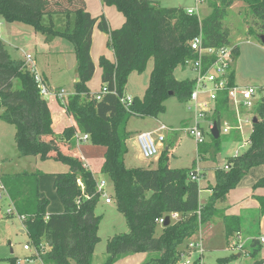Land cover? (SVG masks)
Wrapping results in <instances>:
<instances>
[{"label": "trees", "instance_id": "1", "mask_svg": "<svg viewBox=\"0 0 264 264\" xmlns=\"http://www.w3.org/2000/svg\"><path fill=\"white\" fill-rule=\"evenodd\" d=\"M26 1L27 12L2 11L0 17L6 23H21L46 37L64 38L73 44L80 82L75 84L76 93L69 96L63 106L76 127L67 128L63 136L89 135L93 145L106 148L101 172L111 179L117 209L129 226V233L108 241L103 264H116L134 254L154 256L145 264H176L180 248L199 233L201 226L215 218L223 219L229 245L242 232V220L239 216L226 215L217 204L227 201L230 192L250 170L264 167V97L254 109L259 121L253 124L248 149L227 160L228 170L216 169L215 184L209 187L212 193L205 205H200V183L190 178L191 173L196 172V162L191 168H172L171 154L164 150L154 169L127 167V142L131 137L127 126L133 116L158 118L166 111L164 103L172 97L184 104L189 102L195 79L179 81L175 71L178 67L185 69L186 61L197 59L190 43L200 32L205 47L232 45L231 30L224 20L236 2H243L248 7L252 19L249 33L259 31L264 34V0H208L211 13L204 19L188 14L184 7H163L153 0H101L104 6L114 7L124 17L123 25L113 30L102 17H92L85 0ZM54 15L67 18L64 28L43 25L45 16L51 18ZM96 26L109 35L108 48L115 53V62L106 56L99 59L103 87L110 90L100 101L88 86L95 71L91 45ZM239 51L236 46V59ZM152 60L154 67L146 94L134 98L126 109L121 98L126 96L129 75L143 73ZM231 81L232 84L235 82V72ZM15 82H18V88H15ZM230 108L228 96L222 95L210 117L220 129L223 115ZM0 121L15 127L16 144L22 157H50L71 164L67 156H50L44 141L45 137L55 138L49 103L41 95L35 77L27 70L24 61L12 57L1 39ZM221 137L217 140L211 135L210 144L205 142L199 146V155L204 156L210 149L219 154ZM41 176L38 171L0 176L15 215L25 218L23 224L29 237L28 244L37 249L43 259L57 264H93L102 222V216L96 215L102 195L97 190L93 173L83 167L79 173L54 174L53 187L64 212L51 215L47 214L50 200L40 195ZM253 189H264V177ZM256 199L264 215V197ZM172 213L179 214L181 219L162 227L158 235V220ZM43 242L48 246L44 253L41 249ZM252 246L250 255L256 257L261 252V243L254 239ZM230 260L220 259L219 263ZM8 262L17 264L18 259L10 258ZM254 264H264V259Z\"/></svg>", "mask_w": 264, "mask_h": 264}, {"label": "rangeland", "instance_id": "2", "mask_svg": "<svg viewBox=\"0 0 264 264\" xmlns=\"http://www.w3.org/2000/svg\"><path fill=\"white\" fill-rule=\"evenodd\" d=\"M161 4L168 8L178 6L195 8L197 5L196 0H161ZM208 8L209 7L206 9L201 5L200 9L198 8V10H196V13L201 19L206 18V16L211 13V9ZM115 11L117 14L122 15L117 10ZM228 11L229 13L224 20V24L231 30L232 45L237 46L240 50L234 69L236 83L242 87L254 86L262 88L264 87V45L261 42V36L264 34H261L259 31L249 33L252 19L245 3L236 2ZM47 19H49V21ZM52 19L53 17L46 18L43 25L57 29V26L52 22ZM2 22L3 25L0 27V32L5 30L6 27L5 22ZM111 25L112 28H114L116 25L115 21H113ZM18 27L19 26H16V28ZM25 27V40L21 43L15 42L14 39L7 34H4L2 37L5 40L6 48L9 50L11 56L21 60L22 58H25L24 53L21 51H24L26 54H31L36 60L35 62L38 73L40 75L45 74L48 77L49 87L51 89L60 88L64 89L67 94L74 93V77L76 76L77 68L76 56L73 53V44L62 38L54 39V41L48 40L44 35L34 29L28 26ZM14 46L18 47L19 51L15 50ZM103 50L108 53L109 49L107 46L105 47V45H103ZM97 52V48H95L94 55H96ZM97 59L98 58H96V60ZM95 65L96 73L88 83V86L91 91L101 93L103 89L100 76L101 68L99 67V64ZM153 67L154 62L152 60L149 62L143 73L133 72L129 75L125 91L127 97L142 98L146 94ZM175 77L179 81H184L186 79L193 80L195 74L189 68L183 69L178 67L175 71ZM14 86L15 88H18V82H15ZM46 98L47 100L50 99V97ZM164 105L166 111L165 113L160 114L158 118L131 117L128 122L127 130L132 132V136L135 137L141 133L157 130L162 124L176 129L177 131L165 133V136L168 137L165 145L170 147L171 151H174V154L171 157V167L191 168L195 162L197 164L199 163V167L207 175V179L205 176L204 180L199 182L201 187H209L210 185L215 184L216 169H224L227 160L231 158L237 150L240 153H244L248 149L249 145H246L245 142L251 135L252 126L248 127L242 142H240V140L239 142H229L228 138L222 135V150L219 154L216 155L214 150L210 149L204 156L199 155V146H197L194 137L184 130L192 125L191 120L193 113L192 110H189V105L179 102L175 97L167 100ZM250 117L253 121L256 117L255 112L250 114ZM233 121L234 120L232 119V122ZM205 122L206 121H203L202 124L205 125ZM211 135L212 133L207 130L206 137L208 144L212 141ZM234 135L236 134L231 133L229 138L234 140ZM240 139L242 138L240 137ZM80 144L81 147L88 146L91 149L95 146L90 140L87 142L81 141ZM239 144L243 145L242 148H239ZM82 150L84 151L83 148ZM138 153L136 154L137 156H139ZM100 164L101 161H94L91 166L93 170H96V167L100 166ZM138 164H144L147 168H156L155 159H143L142 162H139V159L135 157L133 152H131L129 160H127V165L132 167L138 166ZM69 170L70 168L66 163L54 159H42L41 156L22 157L16 144L15 127L0 121L1 175H17L24 172L34 173L35 171L42 172L45 173L44 177L46 179H44V182L48 181V188L53 191V185H50V181H53V175L58 173H68ZM96 172L98 180L100 182H106L105 193L107 194V197L112 200V204L110 205L106 203V197H102L96 208V215L102 216V222L98 233L100 242L94 250L93 264H103L107 257L108 241L117 235L129 233V226L125 217L117 209L114 199V186L111 179L99 171ZM80 184L82 188H84L82 182ZM243 189V187H237L233 192L240 193ZM202 190L200 202L204 204L208 200L209 191L206 192V189ZM54 195H56L54 198L59 202L52 201L49 205L50 211H57V205L60 206L61 203L57 193ZM230 197L233 198V196ZM5 199H3L4 202H2V211L0 214V264H9L8 259L10 258L24 260L30 255V253L24 249L29 237L27 234L21 233L22 226L19 219H16L17 217L15 213L13 212L14 214L11 215L6 214L9 205L6 203ZM228 203L229 202L219 203L218 208L223 210L224 206L228 207V205H230ZM224 212L226 211L224 210ZM249 212L250 211L243 210V213ZM51 213L61 214L56 212ZM252 218V216L245 217L240 243L239 239H237L239 235H237L232 239L229 245L226 239L222 218H215L210 223L203 225L202 229L205 232L203 235L205 253L202 262L204 264H222L219 263V260L226 258L232 260L223 264H254L256 261L262 260L264 258L263 252L259 253L256 257L250 255V253L253 252L252 240L258 239L261 241V239L264 238V232L259 230L258 226L253 222L254 218ZM161 232L162 227L158 226V235H160ZM199 237L200 234H197L188 242L197 241ZM188 242L180 249H184ZM262 246L264 247V245ZM12 250L13 253H11ZM239 253L242 254L241 257H238ZM142 256L143 254L137 255L128 260L121 259L116 264H142V261H140ZM234 256L235 258H233ZM32 264L38 263L33 262Z\"/></svg>", "mask_w": 264, "mask_h": 264}, {"label": "crops", "instance_id": "3", "mask_svg": "<svg viewBox=\"0 0 264 264\" xmlns=\"http://www.w3.org/2000/svg\"><path fill=\"white\" fill-rule=\"evenodd\" d=\"M43 1H51V0H43ZM153 1L160 2V4H161V0H153ZM85 2H86V5H87V9H88L89 13L92 15V17H94V18L102 17V19H104L108 23V26H109L110 30L120 28L123 25L124 17H123V15L117 14L116 11H115L116 9L114 7H106V6H104L103 3L101 2V0H85ZM161 5L164 7L163 4H161ZM201 5H203L204 8L207 9V7H209L208 6V0H202V4ZM201 5H199L197 8L200 9ZM205 6H207V7H205ZM180 7H183V6H180ZM184 8L186 10L187 9H193V7H188V6H185ZM28 10H29V7H28V4H27L26 0H0V12H2V11L27 12ZM46 18H49V17L45 16L44 20H46ZM47 20L49 21V19H47ZM113 21H115V24H116L114 26V28H112V25H111V23ZM52 22L57 26V28H64L66 26L67 18L65 16H62V15H54L53 19H52ZM5 24H6L5 30H2L0 32V39L3 41V43L5 45H6L5 40L2 38L4 34H7V35L11 36L14 39L15 42L21 43V42H23L25 40V33H26V29L25 28L26 27L22 26L23 24H21V23L9 24V23H6V22H5ZM14 25L19 26V27L16 28V26H14ZM46 38L48 40H51V41H54V39H57V38L61 39L60 37H54L52 39H51V37H46ZM62 39H64V38H62ZM109 39H110L109 35L101 32L98 29L97 26L94 28L93 33H92V45H91V58H92V61L94 63V66H96L95 64H99V59L102 56H106L111 62H115V53H114V51L111 50L110 48H108L109 49L108 53L103 50V45H105V47L106 46L108 47ZM95 48H97V51H98L96 53V55H94ZM14 49L19 51L18 47L14 46ZM21 52L25 53L24 51H21ZM95 57L98 58V59L96 60ZM33 59H34V61H36L35 58H33ZM21 60L24 61V58H22ZM236 61H237V59H236ZM35 64H36V62H35ZM76 68H77V60H76ZM95 73H96V67H95L94 74ZM42 75H44V78L46 79V82L49 85L48 77L45 74H42ZM76 75H77V72H76ZM100 76H101V80H102V76H103V69L102 68H101ZM234 83L237 85L236 77H235V82ZM75 84H76V76L74 77V85ZM52 90H55L58 93L59 91L64 90V89L58 88V89H52ZM91 92H92V94H97L98 93V92H93V91H91ZM75 93H76V91L74 93H72V94H67L66 93V96L68 98L69 96L74 95ZM49 97H50V99H48L47 101L49 103V107H50L52 118H53V130H54V133H55V138L50 137V136L49 137H45L44 141H45L46 145L48 146V148L50 150V152H49L50 156H53V155H56V154L67 156V157H69L71 159V164H67L66 162H64L62 160H57V159L50 158V157L46 158V159H54V160L66 163L69 166V168H70L69 172H77V173H79L83 169V167L88 168L93 173V175H94V177H95V179L97 181V184L100 183V181L98 180V178L96 176V173H97L96 171H99V172L102 171V167H103V164L105 162L106 148L103 147V146H93L92 149L90 147H88V146L81 147L80 142L82 140L81 141L78 140L76 138V136H74V137L63 136L64 131L67 128H69V127H76V123L73 120V118L68 115L65 107L63 106L64 105L63 101L59 97H57V95L49 96ZM132 99H134V98H132ZM253 112L254 111H249V110H245V109L241 110L242 117H250V114H253ZM210 117L211 116H209L207 118L208 121L211 120ZM230 117H232V118H230ZM232 119L234 120L233 121L234 124H231ZM193 120H194V113H193V117H192V120H191L192 123H193ZM223 122H227L231 126H233L232 131L229 134L224 135V136H226L228 138V141L229 142H239V140H240V142H242L243 137L245 136V133H246L248 127L244 128V133H242L240 130H236L235 129V127L237 125V118H236V113H235V110H234L233 107L230 108L228 113H225L223 115L222 124H223ZM222 124H221V127H222ZM206 125H207V121H206L204 126H206ZM171 129H173V128H171ZM204 130H205V133H207V129L205 128ZM175 131H177V130L175 129ZM220 131H221V129H220ZM130 133H131V137H130V139L127 142L128 154L126 155V158H125L126 165H127V160H129V156H130L131 152H133L135 157L139 159V162H142V160L144 159L142 157L141 153H140V150H139V145H138V142H137V136L138 135L134 137V136H132V132H130ZM231 133H235L236 134V135H234V140L229 138V135ZM77 134L79 136L83 135V134H80V133H77ZM222 135L223 134L220 133V136H222ZM240 137L242 139H240ZM167 140H168V137H166V141ZM248 140H249V138L246 140V142ZM83 142H85V141H83ZM206 143H207V137H206ZM242 146H243L242 144L241 145L239 144V148H242ZM82 148L84 149L85 152L82 150ZM164 150H168L170 152V154H171V157L173 156L174 151H171V148L168 147L165 144H164L163 148L161 149V153ZM138 151H139V153H138ZM137 153L139 154V156L136 155ZM161 153H160V155H161ZM237 153L239 155L241 154L237 150L236 153L232 157H235L237 155ZM160 155L155 159L156 166H157V161H158ZM41 158L45 159L42 156H41ZM94 161H101L100 166L96 167V170H93V168L91 166L92 162H94ZM170 165H171V160H170ZM226 165L227 164H225V166ZM225 166H224V168H225ZM127 167L128 168H135V167H146L147 168V166H145L144 164H138V166H132V167H129L127 165ZM196 170L199 171L200 173H203L206 176V179H207V175L199 167V163L196 164ZM40 173H42V172H40ZM44 175H45V173H42V176L39 178V190H40L41 197L48 198L50 200V204H51L52 201L59 202L57 199L54 198L56 196V195H54L56 193V191L55 190L51 191L48 188V185H47L49 183L48 181L44 182V179H46L44 177ZM0 176H1V174H0ZM263 177H264V167L253 168L252 170H250L248 175L238 185V188L239 187H243L244 188L243 191H241L240 193H237V192H233L234 191L233 190L232 192H230L227 201L224 202V203L229 202L228 204H230V205H228V207L224 206L223 211L224 210L226 211L225 212L226 215L241 217L242 230H243V222L245 220V217L246 216H252L254 218L253 222L255 223V225L258 226L260 231L264 232V215H262V213L260 211L259 202L256 199L257 197H264V189H257V190L253 189V187L257 183V181H259ZM50 182H51L50 185L54 184V177H53V181H50ZM101 182H103V181H101ZM213 185L214 184L210 185L209 187H211ZM209 187H201L204 190L206 189V192L209 191L208 199H209V197L211 196V193H212L211 190H209ZM232 194H235V195H232ZM230 196H233V198H231ZM200 198H201V193H200ZM230 198H231V200H230ZM59 200H60V198H59ZM5 201L9 205V208L7 209V212L10 209L13 210L14 206H13V204L10 202V200L7 197H6ZM207 201L204 204H202L200 202V205H205L207 203ZM2 202H4V201L3 200L0 201V214H1V211H2ZM111 204L112 203H110V205ZM218 204H217V208H218ZM57 206H58L57 211H50L49 208H48L47 214L51 215L52 214L51 212L62 213L63 210H64V207H63L62 203H60V206L59 205H57ZM218 209L222 210L220 208H218ZM243 210L250 211V212L249 213H243ZM179 218L181 219L180 215H179ZM16 219H19V217H17ZM19 221H20L21 226H22L21 227L22 228L21 233L22 234H27L26 230H25V227H24V224H23V221H21L20 219H19ZM171 223H173V222H171ZM161 227H164V226H161ZM204 234H205V232H204ZM238 235L239 236H238L237 239H239V243H240L241 233L238 234ZM263 240H264V238H262L261 241L260 240H258V241H260V243H261V252L260 253L263 252V254H264V247L262 246V245H264V242H262ZM28 242H29V240H28ZM28 242H27L26 245H29ZM42 244L44 245L45 252H46L48 250V246L44 242ZM241 247H243V246H241ZM24 249H25V247H24ZM26 251H28V250H26ZM28 252L30 253V255L27 256L26 258H32L35 263L37 262L38 264L39 263L40 264H57L53 260L43 259L41 256H35L34 249H31ZM137 255H141V254H134V255H131V256H127V257L122 258V260H128V259H131L133 257H136ZM152 256L153 255H150V254H143V256L140 259V261H142V264H145ZM241 256H242V254L239 253L238 257H241ZM18 260H22V259H18ZM72 264H75V263L72 262Z\"/></svg>", "mask_w": 264, "mask_h": 264}, {"label": "built area", "instance_id": "4", "mask_svg": "<svg viewBox=\"0 0 264 264\" xmlns=\"http://www.w3.org/2000/svg\"><path fill=\"white\" fill-rule=\"evenodd\" d=\"M197 6L193 9H187V13L190 15H198L196 10L198 6L202 4V0H196ZM199 16V15H198ZM200 18V16H199ZM201 19V18H200ZM3 19L0 17V27L3 25ZM191 49L196 55H198L195 60H188L185 63L186 68L192 70L195 74V88L191 94L190 100L187 103L189 105V110L194 113V120L191 126L185 128V132L190 133L194 137L197 146L203 145L206 142L205 128L211 132L214 123L212 120L208 121V117L211 116L215 110L216 104L222 95H227L230 101L231 107L234 108L237 118L236 130H240L244 133L245 127L252 126L253 121L251 117H242L241 110L254 111L258 102L264 97V87H242L232 84L231 76L234 73L236 58H235V48L236 46H222V47H205L203 33L200 32L190 43ZM24 63L28 71H30L34 77L35 82L40 89L41 95L43 97H49L57 95L64 105L67 103V96L64 90L58 93L52 90L46 82L43 75H40L37 71L35 61L31 54L24 53ZM109 89L105 86L103 87L101 93H97L96 99L101 100L103 95L109 93ZM116 95V92H113ZM134 99L131 97L121 98V103L129 108ZM203 121H207V125L202 124ZM206 123V122H205ZM233 129L227 122H223L220 133L223 135L229 134ZM175 131L170 127L162 124L157 130L151 132L141 133L137 136V142L139 145V150L142 157L146 160L156 159L166 142V132ZM78 140L89 141V135H76ZM249 140L246 145H249ZM239 154L237 153L236 156ZM229 166H225V170H228ZM190 178L192 181L200 182L204 180L205 175L196 170L195 173H191ZM81 185V184H80ZM106 183L100 182L97 184V190L101 193L102 197H106V203H112L111 198L107 197L105 193ZM7 197L6 188L0 179V201ZM14 209L7 212L8 215L14 214ZM169 216L171 222H177L180 220L179 215L172 213L163 216L158 220V225L164 226L165 218ZM21 221L25 218L19 217ZM200 237L197 241H191L188 245L182 249L178 256L177 264H204L202 262L203 255L205 253L203 247V235L204 231L202 226L200 227L199 233ZM264 242V240L262 241ZM34 249L35 256H40V252L30 247V245L25 246V250ZM41 249L43 253L45 252V247L42 244ZM34 261L32 258H26L24 260H18L17 264H32Z\"/></svg>", "mask_w": 264, "mask_h": 264}, {"label": "water", "instance_id": "5", "mask_svg": "<svg viewBox=\"0 0 264 264\" xmlns=\"http://www.w3.org/2000/svg\"><path fill=\"white\" fill-rule=\"evenodd\" d=\"M261 42L264 45V35L261 36ZM79 82H80V78H79V76L77 74L76 75V83H79ZM258 121H259L258 118L255 117L254 120H253V124L257 123ZM211 133H212V136L214 137V139H217L218 140L220 138V129H219V125H218L217 122L214 123V127H213ZM170 224H171V219H170L169 216H167L165 218L164 227H168ZM11 253H13V250L11 251Z\"/></svg>", "mask_w": 264, "mask_h": 264}]
</instances>
